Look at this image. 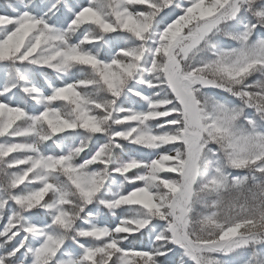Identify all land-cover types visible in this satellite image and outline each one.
Segmentation results:
<instances>
[{"label": "snow or ice", "instance_id": "obj_1", "mask_svg": "<svg viewBox=\"0 0 264 264\" xmlns=\"http://www.w3.org/2000/svg\"><path fill=\"white\" fill-rule=\"evenodd\" d=\"M0 264H264V0L0 6Z\"/></svg>", "mask_w": 264, "mask_h": 264}, {"label": "trees", "instance_id": "obj_2", "mask_svg": "<svg viewBox=\"0 0 264 264\" xmlns=\"http://www.w3.org/2000/svg\"><path fill=\"white\" fill-rule=\"evenodd\" d=\"M8 2H9V0H0V6H3Z\"/></svg>", "mask_w": 264, "mask_h": 264}]
</instances>
